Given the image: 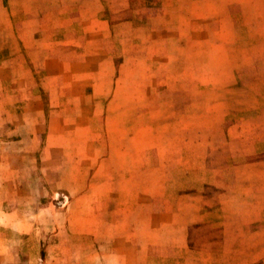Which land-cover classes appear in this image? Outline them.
I'll list each match as a JSON object with an SVG mask.
<instances>
[{
	"label": "rangeland",
	"instance_id": "rangeland-1",
	"mask_svg": "<svg viewBox=\"0 0 264 264\" xmlns=\"http://www.w3.org/2000/svg\"><path fill=\"white\" fill-rule=\"evenodd\" d=\"M263 96L264 0H0V264H264L163 202Z\"/></svg>",
	"mask_w": 264,
	"mask_h": 264
},
{
	"label": "crops",
	"instance_id": "crops-1",
	"mask_svg": "<svg viewBox=\"0 0 264 264\" xmlns=\"http://www.w3.org/2000/svg\"><path fill=\"white\" fill-rule=\"evenodd\" d=\"M259 106L258 113L231 123L222 134L220 144L212 145L206 150L204 158L207 160V156L211 155L212 159L199 166L197 170H201L202 174L190 188L181 187L179 195L163 200L168 204L177 199L181 202L191 198L187 190L194 189L197 213L193 226L211 224L214 229H219L225 245L218 246L219 250L264 251V96L260 99ZM220 152L225 155L221 165L218 157ZM134 190L133 188L130 193L128 188L120 197L131 207L134 198H140L134 195ZM123 212L124 210L117 214ZM181 212L180 216L183 215ZM130 213L132 212L129 211L124 219H128ZM134 214L135 212L131 214L132 219ZM152 216V212H147V218ZM164 217L172 218L173 214L164 209ZM238 241L243 246H236ZM204 244L206 243L201 242L198 248H191L187 236V250L198 252ZM142 262L144 263L141 264H150L146 259ZM131 264L140 262L132 259Z\"/></svg>",
	"mask_w": 264,
	"mask_h": 264
}]
</instances>
